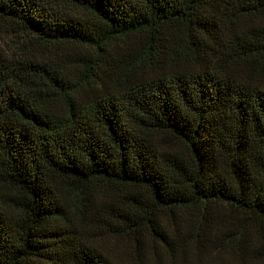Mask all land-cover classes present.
I'll return each instance as SVG.
<instances>
[{"label":"trees","instance_id":"obj_1","mask_svg":"<svg viewBox=\"0 0 264 264\" xmlns=\"http://www.w3.org/2000/svg\"><path fill=\"white\" fill-rule=\"evenodd\" d=\"M0 264H264V0H0Z\"/></svg>","mask_w":264,"mask_h":264}]
</instances>
